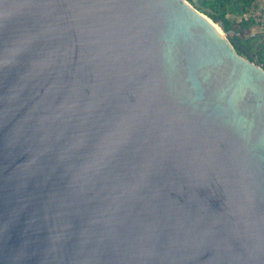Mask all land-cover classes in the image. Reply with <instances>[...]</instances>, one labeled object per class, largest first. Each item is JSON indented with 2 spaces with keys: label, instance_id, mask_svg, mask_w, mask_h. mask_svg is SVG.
I'll return each instance as SVG.
<instances>
[{
  "label": "water",
  "instance_id": "1",
  "mask_svg": "<svg viewBox=\"0 0 264 264\" xmlns=\"http://www.w3.org/2000/svg\"><path fill=\"white\" fill-rule=\"evenodd\" d=\"M187 0H0V264H264V70Z\"/></svg>",
  "mask_w": 264,
  "mask_h": 264
},
{
  "label": "trees",
  "instance_id": "2",
  "mask_svg": "<svg viewBox=\"0 0 264 264\" xmlns=\"http://www.w3.org/2000/svg\"><path fill=\"white\" fill-rule=\"evenodd\" d=\"M187 1L212 21H222L228 31L233 30L234 26L241 27L245 31L254 26L264 28V10H260L256 5L257 0ZM256 41V38L239 40L233 46L242 57L264 70V41Z\"/></svg>",
  "mask_w": 264,
  "mask_h": 264
},
{
  "label": "flooded vegetation",
  "instance_id": "3",
  "mask_svg": "<svg viewBox=\"0 0 264 264\" xmlns=\"http://www.w3.org/2000/svg\"><path fill=\"white\" fill-rule=\"evenodd\" d=\"M255 27H259V28L257 29V32L253 33L252 29L255 28ZM249 31L252 32V34H250ZM236 32H238L240 34V37L243 38V39L251 37V39L252 38H256V40H257L256 42H258V40H263L264 41V28H262L260 26H254L248 31H245L241 27L237 26ZM241 41H244V40H241Z\"/></svg>",
  "mask_w": 264,
  "mask_h": 264
},
{
  "label": "rangeland",
  "instance_id": "4",
  "mask_svg": "<svg viewBox=\"0 0 264 264\" xmlns=\"http://www.w3.org/2000/svg\"><path fill=\"white\" fill-rule=\"evenodd\" d=\"M256 5L260 8V10H264V0H257ZM205 16H206V15H205ZM232 19H233V17H232ZM236 28H237V26H234L233 30L236 31ZM258 28H259V27H255V28H253V29H252V32H253V33L257 32V29H258ZM249 32H250V31H249ZM249 32H248V33H249ZM252 32H250V34H252Z\"/></svg>",
  "mask_w": 264,
  "mask_h": 264
}]
</instances>
